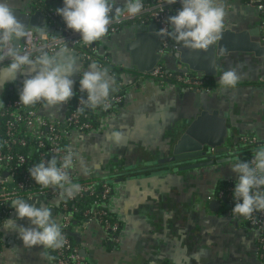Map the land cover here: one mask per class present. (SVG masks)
<instances>
[{
  "label": "crops",
  "instance_id": "crops-1",
  "mask_svg": "<svg viewBox=\"0 0 264 264\" xmlns=\"http://www.w3.org/2000/svg\"><path fill=\"white\" fill-rule=\"evenodd\" d=\"M8 3L14 10L31 12L28 0H8ZM40 3L43 10L64 6V0H40ZM125 3L126 0H116L115 6L123 8ZM226 3L227 29L238 32L259 28L257 40L264 45L258 12L241 0ZM180 9H175L171 16ZM136 26L127 24L117 33L106 34L93 43L97 58L105 60L114 71H107L112 86L119 80L125 95L123 102L96 129L71 137L78 154L75 167L78 173L110 181L112 193L107 206L119 222L120 242L117 246L109 245L104 230L96 222L86 224L83 230L74 224L70 232L72 241L84 252L87 264H262L256 255L257 232L247 228L243 217L233 215L223 203L211 209V201H207L221 185L235 184L237 175L232 173L228 162L240 158L237 149L215 157L230 158L229 161L198 169L179 170L180 164L160 161L170 157L175 137L201 110H217L220 116L226 115L231 135L257 139V145L251 148L253 152L264 145V57L244 53L218 59L217 76L210 78L214 82L213 92L202 93L198 99L195 92L171 82L159 85L143 79L134 84L135 77L149 73H140L132 66L126 49L134 40ZM156 53L160 57L157 64L163 62L168 71L188 69L174 54L161 57L159 49ZM54 56L61 62L75 58L77 72L71 77L75 93L83 72L94 61H82L77 53L67 50H59ZM97 69L107 70L101 65ZM225 70H235L240 76L235 88H221L219 79ZM27 78L29 74L25 72L18 73L15 80L0 79V107L10 93L19 96ZM72 99L58 107L41 102V114L62 120ZM115 130L123 134L118 145L110 138ZM30 203L49 207L53 218L61 224L58 201L36 198ZM8 219H16L15 209ZM17 224L27 227L29 221L17 219ZM2 239L0 264H54V259H43L41 247L24 248L16 232L2 230ZM46 254L53 257L51 249Z\"/></svg>",
  "mask_w": 264,
  "mask_h": 264
},
{
  "label": "clouds",
  "instance_id": "clouds-1",
  "mask_svg": "<svg viewBox=\"0 0 264 264\" xmlns=\"http://www.w3.org/2000/svg\"><path fill=\"white\" fill-rule=\"evenodd\" d=\"M181 9L167 20L169 27L159 29L157 35L172 39L183 49L206 52L222 39L227 29L228 16L226 0H179ZM166 4H175L177 0H165ZM116 0H64V6L56 9L67 29L80 35L85 45L101 40L109 31V26L126 17H136L144 10V0H126L123 8L116 7ZM163 11V5L161 6ZM25 25L8 0H0V79L5 82L15 80L18 73L29 74L19 93V103L24 106L40 102L48 107L62 106L72 99L71 79L77 72L75 58L61 62L56 56L43 53L35 59L30 52H21L15 42L26 36ZM8 60V64L4 61ZM240 76L235 70H225L220 76L221 88H235ZM80 91L87 93L86 99L80 98L84 107L78 109L95 110L111 107L109 96L112 82L107 70L100 71L95 63L89 65L79 81ZM117 145L123 134L115 130L110 134ZM78 154L68 150L62 159L56 157L41 161L28 171L37 185L44 188H60L61 196L74 199L81 191V185L73 182L70 171L76 167ZM232 173L237 175L232 199V214L251 219L256 212H264V145L258 146L250 161L235 158L230 160ZM83 167V165H81ZM15 209L16 219H5L0 225L6 232H16L23 247L31 249L41 247L43 259H54L46 254L47 249H61L66 244L62 231L63 225L53 218L52 210L47 206H37L25 199L15 198L10 202ZM27 218L29 226L17 224V219ZM16 251V249H10Z\"/></svg>",
  "mask_w": 264,
  "mask_h": 264
},
{
  "label": "built area",
  "instance_id": "built-area-1",
  "mask_svg": "<svg viewBox=\"0 0 264 264\" xmlns=\"http://www.w3.org/2000/svg\"><path fill=\"white\" fill-rule=\"evenodd\" d=\"M241 1L246 7L255 9L260 15V29L262 39H264V0ZM162 5L163 11H161ZM179 7H181L179 0L171 5L166 4L165 0L144 1V10L140 15L123 18L120 22L114 21L109 26L107 34H115L127 24L146 26L153 24L157 32L164 27H169L170 30L167 20ZM42 13L46 24L54 28L58 34L37 36L33 29H29L23 43L18 47L21 52H30L32 57L36 58L43 53L53 56L59 50H67L77 53L82 61L92 60L88 53L93 50V47L85 45L78 33L67 29L63 19L56 14V10L50 9ZM159 42L161 57L173 55L180 48L172 39L159 37ZM8 63V60L4 61L5 65ZM114 76L111 74V77ZM143 79H150L159 85L171 82L190 91L205 94L213 92V85H210L205 77L184 68L168 71L163 62L158 63L149 73L135 77L134 84H139ZM112 87L115 91L110 93L108 101L111 107L107 110L100 107L94 110L97 115L95 121L99 124L110 110L123 102L122 95L117 93L123 84L117 80ZM76 92L81 93L86 99L87 93L81 92L79 85ZM80 98L76 100L73 109L68 108L65 117L59 121L48 119L41 114V102L32 106H24L19 103V96L8 99L0 107V225L13 213V208L10 207L12 199L19 197L29 203L36 198L58 201L66 244L61 249H52L54 264H87L86 258L81 254V249L70 237L73 223H77L78 227L83 230L86 224L96 222L104 230L109 245L117 246L120 242L119 222L107 206L112 193V186L108 179L81 176L74 168L70 174L73 182L81 185V191L74 199H68L61 196L62 190L58 187L44 188L37 185L28 171L41 161H47L53 157L58 160L62 159L68 150L76 152L71 143L72 135L90 132L96 128L94 123L88 120L87 115L78 110L84 107L79 103ZM237 140L251 148L258 143L257 139L251 136H242ZM213 151L210 149L211 153ZM232 192L233 187L225 185L217 189L214 195L207 197V201L226 202V207L232 210L234 206ZM243 220L247 228L257 232L256 255L264 264V212H256L251 219L243 218ZM2 230L0 228V258L3 253Z\"/></svg>",
  "mask_w": 264,
  "mask_h": 264
},
{
  "label": "water",
  "instance_id": "water-1",
  "mask_svg": "<svg viewBox=\"0 0 264 264\" xmlns=\"http://www.w3.org/2000/svg\"><path fill=\"white\" fill-rule=\"evenodd\" d=\"M14 11L17 18L25 25L26 32L33 29L37 36L58 34L54 28L46 24L44 14L39 10H34L32 6L29 13ZM155 30L156 27L153 24L148 25L147 28L137 25L134 40L126 46L130 53L132 66L136 67L140 73L150 72L160 59L156 53L160 47L159 36ZM259 34V28L238 32L226 29L222 39L206 52L180 47L174 57L179 60L180 64L187 66L190 71L207 79L215 78L217 76V61L220 58L244 53L252 54L257 58L264 57V45L257 40ZM23 41L24 38L17 40L15 47L18 49ZM192 92L196 93L197 99L202 94L197 91ZM226 118V115L220 116L217 110H201L189 125L175 137L170 157L160 162L180 164L182 167L179 170H186L229 161L230 158L218 160L215 158L216 155H228L229 152H235V147H232L230 139H239L229 132ZM210 149L214 151L211 153ZM209 205L211 209H217L219 201L213 200ZM81 254L84 256L83 251Z\"/></svg>",
  "mask_w": 264,
  "mask_h": 264
},
{
  "label": "trees",
  "instance_id": "trees-1",
  "mask_svg": "<svg viewBox=\"0 0 264 264\" xmlns=\"http://www.w3.org/2000/svg\"><path fill=\"white\" fill-rule=\"evenodd\" d=\"M30 4H31V6L33 7L34 10H39V11H41V12H46V11H48V10H43V9L41 8L40 0H30ZM91 46L93 47V44H91ZM88 54H90L92 60H93L94 62H96L97 65H101V67L107 69V71H108L109 73H112V72L114 73V71L111 69L110 65H109L105 60L96 57V53H94L93 50H92V51H89ZM99 59H100V60H99ZM208 82H209L210 85H212V84L214 83V82H213V79H208ZM78 85H79V83H78ZM78 85H77V86H78ZM76 88H77V87H76ZM112 88H113V87H112ZM114 91H115V90H114V88H113V91H111V93H114ZM117 93H118V94H121L122 97H124V95H125L124 87H122ZM10 94H11V93H10ZM10 94L8 95V99H12V98L17 97V96H15V95H13V94H11V95H10ZM80 97H82V94L79 93V92H76V91H75L74 96H73V99H72V101L70 102V104H69L68 107H69L70 109H71V108L73 109V106H74L76 100H77L78 98H80ZM8 99H7V100H8ZM7 100H6V101H7ZM112 111H113V110H110L109 113L112 112ZM83 113L87 115L88 120H90L91 123H94V126H96V128L99 126V122H98V121H95V118H96L97 115L94 113V110H92V109H85V110L83 111ZM109 113H108V114H109ZM99 116H100V115H99ZM96 128H95V129H96ZM90 132H91V131H90ZM84 133H88V132H84ZM231 145H232V147H235V150L237 149L236 151H237V154L239 155L241 161H250V160L252 159V155H253L254 152L251 150V147L241 144L237 139H231ZM225 185H230V186H232V187L234 188V185H235V184H231V183H230V184H223V185H221L220 187H218V189L221 188V187H223V186H225ZM223 205H224V206H227L226 202H223ZM74 224H77V223H73V225H74ZM73 225H72V227H73ZM51 250H52V249H51ZM52 252H53V251H52Z\"/></svg>",
  "mask_w": 264,
  "mask_h": 264
},
{
  "label": "rangeland",
  "instance_id": "rangeland-1",
  "mask_svg": "<svg viewBox=\"0 0 264 264\" xmlns=\"http://www.w3.org/2000/svg\"><path fill=\"white\" fill-rule=\"evenodd\" d=\"M76 54V53H75ZM96 57H97V55H96ZM35 59V58H34ZM92 63H94V62H92ZM56 107H58V106H56ZM83 134V133H82Z\"/></svg>",
  "mask_w": 264,
  "mask_h": 264
},
{
  "label": "flooded vegetation",
  "instance_id": "flooded-vegetation-1",
  "mask_svg": "<svg viewBox=\"0 0 264 264\" xmlns=\"http://www.w3.org/2000/svg\"><path fill=\"white\" fill-rule=\"evenodd\" d=\"M209 155V154H208ZM207 157H209V156H207Z\"/></svg>",
  "mask_w": 264,
  "mask_h": 264
}]
</instances>
